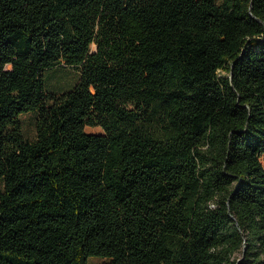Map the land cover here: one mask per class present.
<instances>
[{
	"label": "trees",
	"instance_id": "obj_1",
	"mask_svg": "<svg viewBox=\"0 0 264 264\" xmlns=\"http://www.w3.org/2000/svg\"><path fill=\"white\" fill-rule=\"evenodd\" d=\"M90 257L264 264V0H0V264Z\"/></svg>",
	"mask_w": 264,
	"mask_h": 264
},
{
	"label": "rangeland",
	"instance_id": "obj_2",
	"mask_svg": "<svg viewBox=\"0 0 264 264\" xmlns=\"http://www.w3.org/2000/svg\"><path fill=\"white\" fill-rule=\"evenodd\" d=\"M91 50H95V46L91 45ZM46 76V88L51 93H59L70 89L79 80L80 73L77 69L67 67L65 65L57 66L52 70L45 73ZM23 135L27 140L35 139V114L29 112L20 116ZM88 133H102V129L99 127H86ZM107 261L104 258L90 257L88 264H101Z\"/></svg>",
	"mask_w": 264,
	"mask_h": 264
}]
</instances>
